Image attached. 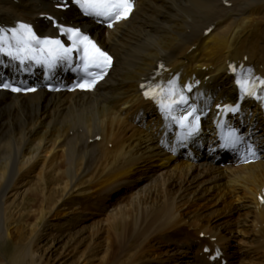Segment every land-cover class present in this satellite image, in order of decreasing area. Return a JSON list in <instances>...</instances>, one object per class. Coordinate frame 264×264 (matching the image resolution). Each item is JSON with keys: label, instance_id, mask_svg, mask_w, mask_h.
<instances>
[{"label": "bare ground", "instance_id": "bare-ground-1", "mask_svg": "<svg viewBox=\"0 0 264 264\" xmlns=\"http://www.w3.org/2000/svg\"><path fill=\"white\" fill-rule=\"evenodd\" d=\"M133 1L134 9L126 20L105 28L92 24L73 7L57 9L61 0H0V27L32 24L51 34L57 23L79 26L114 58L106 78L91 92L0 91V148L21 144L15 169L0 159V234L18 241L27 230L34 234L30 243L16 249L17 263L28 256L29 264H34L32 248L39 239L41 222L70 215L80 220L85 209L95 205V210H102L106 198L126 188H137L130 206L113 208L106 214V223L90 234L98 238L100 232H108L101 264L123 255L129 239H135L134 247L143 253L149 251L144 247L152 248L153 238L166 245L173 239L172 247L177 243L180 249L192 251L189 264H220L221 260L207 259L215 248L229 260L233 252L227 250V228L215 223L224 215L210 217L199 211L198 203L209 198L222 205L231 202V207L219 208L228 216L235 214L233 199H241L235 209L244 207L243 216L237 214L239 220L229 231L240 233L246 224L252 230L251 240L256 241L253 251L264 249V152L256 162L232 167L214 164L210 153L216 145L219 119L226 107L237 103V114L227 115L226 123L242 128L241 134L252 136L264 148V138H257L259 132L264 133V85L255 96H248L236 84L242 73L264 81V0ZM138 56L143 57L139 58L141 65L131 68L128 59L138 61ZM161 63L163 68L158 70ZM233 63L240 67L235 74L230 67ZM64 66L56 69L55 79L66 78ZM13 68L11 59L0 56V72ZM148 79L190 87L187 97L204 116L197 136L186 142L187 150L177 143L171 120L144 99L142 83ZM209 146L210 151L205 149ZM41 159L31 187L34 208L26 210L24 201H17V224L8 227V219L16 215L12 212L3 221L12 201L4 206L1 195L6 186L1 182L6 175L11 178L24 169L33 172ZM156 160L160 168L172 171L174 166L177 170L167 177L154 176ZM69 207L71 212L66 210ZM199 232L216 239L194 236ZM204 245L210 253L203 251ZM158 247L150 249L157 252H149L152 258L161 256Z\"/></svg>", "mask_w": 264, "mask_h": 264}, {"label": "rangeland", "instance_id": "rangeland-1", "mask_svg": "<svg viewBox=\"0 0 264 264\" xmlns=\"http://www.w3.org/2000/svg\"><path fill=\"white\" fill-rule=\"evenodd\" d=\"M179 16H177L176 21L180 20ZM139 58H143V57L138 56V61H133L131 59H128L131 68L138 69V67L141 65V63H139L140 61ZM7 145H4L3 147L0 148V155H1L0 159L4 158L5 160H8L10 164L9 169L12 170L13 168L15 169L16 153L19 151L20 148L19 146L21 144L20 145L18 144L16 146L15 144H11L9 145L11 148L8 146V150H6ZM4 150L6 151L4 152ZM42 162L43 160L41 159L40 162H38V164L34 167L35 170L33 172L26 171L23 168L24 170L18 172L19 175L13 174L11 178H9L6 175L2 180L1 186L3 185L6 186L4 192L1 195L2 202L4 206H7V203H10L12 201L10 203V206L6 210L5 215L3 216V221L4 220L6 221L12 212L14 215H16L15 219H8V223H9L8 227L17 224V207L15 205L17 204V201L19 200H22V202L24 201L23 202L24 206L25 207L27 206L26 210L28 209L30 210L31 209L30 207L34 208L35 190H33L31 187L36 183L37 171L41 168ZM158 162L160 166L161 162L160 161ZM152 167H153L152 172H155L154 176L157 174L161 178L164 176L167 177L172 171L177 170L176 168H174V166L172 167L173 168L172 171H170L171 169L168 170L167 167L160 168L158 167L157 160L153 162ZM30 172L32 174H30ZM50 178L51 175L48 176V182H47L48 184ZM84 186L85 184L83 185V188ZM136 190L137 188L131 190L126 188L123 191V193L121 192L119 195L113 194L112 196L106 198L107 200L103 205L102 210L100 211L95 210L94 207L95 205L94 206L92 205L91 207H89L88 210L85 209L84 212L81 213L82 216H79L81 218L80 220H76L75 218L74 221L71 219L72 215H70L68 218L65 217L63 218L62 216H60V217L50 218L47 221L41 222L39 224V227L37 228L39 231V235H38L39 239L37 241V244L32 248V255H33L32 257H34V264H86L88 260L89 261L91 260V262H89L88 264H101L102 256L105 254V252L107 253L106 249L108 245V239L106 235L108 234V232L105 230L100 232L98 238L97 236H93L92 238L90 237V234L95 227L104 225L106 223V221H104L106 218V214L108 215V213L111 210H113V208L119 205L128 208L130 206V202L132 198H134L137 195ZM52 191H50V194L53 193ZM22 196L23 197L26 196V198L25 197L23 198ZM53 196L54 193L52 194V197ZM122 196H124L125 198H122ZM233 200L236 202V205L232 206L234 207L232 209V212H235V214L231 216H228L227 214H223L224 211L221 212L219 209V208L227 209L228 207H231L230 205L231 202L225 203L228 204L229 206L225 205L224 203L222 205L221 202L223 201L220 202L221 204H218V201L216 202L211 198L207 199L206 201L202 200L203 203L202 202L198 203L199 207L201 206L199 211L208 213V216L210 217H215V216L220 217L221 214L224 215L221 219L217 220L215 223H219L228 230V231L226 230L227 233L225 236L227 238L226 239L228 244L227 248L229 252H233L232 253L233 256L230 257L227 264H264V256H263L264 249L262 250L261 247H259V251L257 250L253 251L257 249V247L254 244L256 241L255 238H253L254 240H251L252 230L250 228H247L246 224L244 230H242L240 233H237L234 230L229 231V229L231 228V224L233 225V223L239 220V216L237 214L239 213L240 215H242L244 209V207L239 211L238 209H235L239 207V204L242 201L241 199H239L240 201L237 200L236 198H234ZM69 202L70 201H68V204L70 206L71 203ZM194 204L196 206L197 203ZM72 209H73L72 207H69L66 210L71 212ZM89 212L94 214L86 215V213ZM27 228H29V226ZM113 229L112 231H114ZM30 232H31L30 230L26 231L25 237L22 241L16 240L14 236L6 237L5 235L0 234V264H29L30 258H28V256L26 257L24 256L25 258L20 257V260L17 263L15 258V251L16 249H18L19 251L22 248L23 244L30 243V240L34 238V234L33 233L31 234ZM0 233L2 232L0 231ZM196 234L201 239H209L208 234H204L203 232L195 233L194 236H196ZM153 239L155 243L152 242L150 246H152L153 249L159 246L158 249L159 251L161 250L162 252L160 257H158L159 256L158 255L156 256V258H152V256L149 253L152 251L150 250L152 248L149 247H144L145 250H149V251L140 253V250L138 251L134 247L137 245L135 243V239H129L128 246L127 245L125 246V249L127 250L123 251L124 254L123 255L118 254L116 257L114 256L115 258L109 264H125V263L126 264L129 263L130 264H189V261L191 260L192 257L191 253H193L192 251L180 249L177 243L172 247L173 239L172 240L170 239L167 245L163 243L158 244L156 243V238ZM111 241L112 239H110V243ZM167 250L169 251V253H166L168 252ZM155 253L157 252L152 251V255L153 254L156 255Z\"/></svg>", "mask_w": 264, "mask_h": 264}, {"label": "snow or ice", "instance_id": "snow-or-ice-1", "mask_svg": "<svg viewBox=\"0 0 264 264\" xmlns=\"http://www.w3.org/2000/svg\"><path fill=\"white\" fill-rule=\"evenodd\" d=\"M86 15H92L96 17L114 18L120 20L126 18L133 9L132 0H74ZM111 27V24H109ZM20 33L18 35L17 30H12L13 38L16 39V47L9 44L7 48L3 47V36H0V52H4L6 55L14 60H19L20 64H24L25 60H34L36 63H47L49 66H53L56 60H70L71 53L73 51H80L82 49L81 59L84 61V69L87 70L90 66L94 67H107L111 64V57L102 52L87 36H83L79 30L76 29H62V32L70 33L69 39L73 41L71 47H64L60 40H41L35 36L32 29L25 24L19 26ZM33 44L39 47H33ZM43 58V59H42ZM91 74V73H90ZM95 75V74H91ZM102 78V76H101ZM95 83L93 80L91 83L84 82L79 87H91ZM237 83L241 85L244 91H248V82L237 80ZM264 85V81H260ZM4 87H9L8 84H4ZM190 90V88H189ZM12 91H20L18 88H12ZM145 95H150V92H145ZM182 102L186 103V98L181 95L179 101L173 100L172 103ZM165 108V105H161ZM172 105H167L166 110L170 112ZM226 111H236L237 108L226 107ZM195 112V108L188 112L187 115L179 119L180 126L183 128L184 121L188 120L189 116H192ZM173 119H176L173 117ZM195 121L198 123L199 116L195 117ZM232 134H230V137ZM234 139H228L225 146H229L230 143H234ZM207 251V249H206ZM215 259V257H213Z\"/></svg>", "mask_w": 264, "mask_h": 264}]
</instances>
